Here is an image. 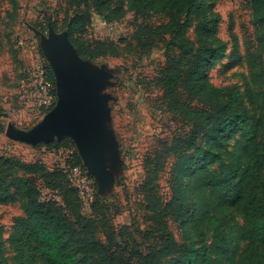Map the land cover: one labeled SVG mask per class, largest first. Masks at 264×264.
<instances>
[{
  "label": "rangeland",
  "instance_id": "374dc122",
  "mask_svg": "<svg viewBox=\"0 0 264 264\" xmlns=\"http://www.w3.org/2000/svg\"><path fill=\"white\" fill-rule=\"evenodd\" d=\"M66 4L65 0H15L13 5L0 0V156L38 162L50 172L67 171L73 164L76 148L70 138L30 145L7 138L5 128L11 123L27 130L46 113L21 83L36 63L46 62L40 34L47 35L49 27L57 34L67 33L66 17L72 9ZM195 7L183 14L191 22L186 35L195 50L211 51L205 55V82L239 91L231 118L234 130L218 141L213 139L216 133L206 129L191 149L169 150L187 138L192 125L186 106L189 96L182 95L183 103L175 111L160 83L168 57L177 54L173 37L179 24L172 25L165 10H129L113 21L92 10L85 38L105 41L115 53L78 56L110 74L102 93L109 96L106 128L117 154L108 162L111 186L100 192L94 184L96 204L81 205L80 212L87 219L104 215L116 229L128 226L144 250L204 247L210 264H235L244 246L237 185L246 171L247 155L258 142L251 134L253 120H262L258 135L264 128V33L260 31L264 25L256 28L242 0H195ZM20 38L25 41L23 48L17 45ZM221 47L223 53L216 56ZM192 57L182 61L181 72L196 68L199 58ZM192 105L203 107L196 99ZM11 175L26 174L12 171ZM36 182L44 196L51 194L41 179ZM4 187L0 183V264H46L34 243L26 236L20 241L16 233L25 199L19 195L6 201ZM257 257L255 252L253 259ZM168 259L162 264H170ZM257 261L264 264V255Z\"/></svg>",
  "mask_w": 264,
  "mask_h": 264
},
{
  "label": "trees",
  "instance_id": "16d2710c",
  "mask_svg": "<svg viewBox=\"0 0 264 264\" xmlns=\"http://www.w3.org/2000/svg\"><path fill=\"white\" fill-rule=\"evenodd\" d=\"M242 1L252 12L256 28L264 25V0ZM9 2L15 5V0ZM65 2L68 9H72L65 22L68 39L82 58L115 53L114 49L108 46L109 43L85 38L92 10L104 14L111 21L121 19L129 10L167 11L170 23L179 24L173 37V46L177 54L168 57L166 72L164 71L160 78V83L170 106H176L175 111H178L179 105L183 103L182 95L189 96L186 106L192 124L187 138L179 139L169 150L181 153L191 149L198 135L206 129L207 133L215 132L213 139L218 141L232 133L235 126L231 118L239 91L235 88H217L205 82L203 71L205 55L211 51L195 50L192 41L186 35L191 22L187 15L183 19V14L196 9L195 0H128L127 5L125 0H65ZM260 31L264 33V28ZM223 51L224 47H221L216 56H220ZM190 56L198 57L199 62L195 69L183 73L180 70L182 61L190 59ZM48 74L53 84L49 68ZM180 88H184V91L180 92ZM195 99L203 107L193 106L192 102ZM261 124V119L252 122L251 134L257 136L258 142L247 155L248 165L237 185L238 209L243 218L244 246L235 264H258L259 256L264 255V128L258 135ZM1 127L0 123V129ZM72 154L75 160L68 167L78 166L86 173L75 149ZM0 167H2L0 172L5 171L4 174H0V183L5 186L6 195L2 191L4 199L9 201L19 195L25 199L24 217L17 221L16 233L20 235V241L25 240L26 236L34 243L35 250L46 264H162L164 258H169L170 264H210L204 247L200 250L176 248L167 251L163 248L144 250L128 226L116 229L104 215L92 219L85 218L80 212L82 204L77 190L68 179L66 169L64 172L62 170L50 172L41 163L26 164L3 156H0ZM12 171H23L26 175L14 178L11 175ZM11 176L13 178L9 180ZM51 177L55 178L49 180ZM36 179L42 180L45 188L51 191L50 195L44 196ZM93 187L95 192L91 208L97 201L94 183ZM255 252L258 256L256 260L253 259Z\"/></svg>",
  "mask_w": 264,
  "mask_h": 264
},
{
  "label": "water",
  "instance_id": "95a60500",
  "mask_svg": "<svg viewBox=\"0 0 264 264\" xmlns=\"http://www.w3.org/2000/svg\"><path fill=\"white\" fill-rule=\"evenodd\" d=\"M40 36V46L54 78L55 105L27 130L9 123L5 135L30 145L70 138L84 169L99 191L104 192L113 180L108 162L117 154L106 128L109 96L102 93L110 74L82 60L66 32L57 34L49 27L47 35Z\"/></svg>",
  "mask_w": 264,
  "mask_h": 264
},
{
  "label": "built area",
  "instance_id": "2783aa9c",
  "mask_svg": "<svg viewBox=\"0 0 264 264\" xmlns=\"http://www.w3.org/2000/svg\"><path fill=\"white\" fill-rule=\"evenodd\" d=\"M17 45L21 48L25 47L24 39L20 38ZM48 68L47 62L36 63L28 80L21 83V88L26 89L28 94H33L37 106L44 112L49 111L56 102L55 87L50 80ZM86 173L82 172L78 166L67 169L68 179L77 190L81 204L90 206L94 201L95 190L92 177L87 173L90 178Z\"/></svg>",
  "mask_w": 264,
  "mask_h": 264
}]
</instances>
